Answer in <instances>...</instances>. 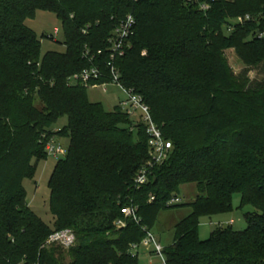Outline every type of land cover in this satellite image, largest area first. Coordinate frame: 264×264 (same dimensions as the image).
Wrapping results in <instances>:
<instances>
[{
    "label": "trees",
    "instance_id": "obj_1",
    "mask_svg": "<svg viewBox=\"0 0 264 264\" xmlns=\"http://www.w3.org/2000/svg\"><path fill=\"white\" fill-rule=\"evenodd\" d=\"M199 2L209 10L187 0H0V264H140L130 246L178 206L166 204L187 184L199 195L163 248L166 264H264V0ZM38 11L60 22L63 53L41 55L25 25ZM128 16L135 27L114 62L119 83L143 99L172 146L151 169L144 130L69 82L91 66L108 76V40ZM43 135L67 141L47 182L50 225L23 187L48 158ZM144 168L151 175L137 187ZM236 194L246 229L220 227L200 241V220L230 213ZM125 208L138 220L125 219ZM64 230L73 246L47 244Z\"/></svg>",
    "mask_w": 264,
    "mask_h": 264
},
{
    "label": "rangeland",
    "instance_id": "obj_2",
    "mask_svg": "<svg viewBox=\"0 0 264 264\" xmlns=\"http://www.w3.org/2000/svg\"><path fill=\"white\" fill-rule=\"evenodd\" d=\"M25 25L39 38L41 42V55L47 52L63 53L65 51L60 22L54 15L38 11L35 14V18L26 21ZM43 37H52L54 42L44 39ZM226 57L229 66L235 74L243 70L242 65L237 61L232 51H227ZM249 77L250 79H261L263 75L258 71H252L249 73ZM86 94L91 103L102 104L106 112L113 111L119 101L126 98L124 92L113 85L106 86L105 90L100 87L90 86L86 89ZM65 125L66 119L63 118L57 122L53 129L56 131L57 129L63 128ZM56 142L61 144L64 148L67 147V141L65 139L56 138ZM61 158L62 157H60V159ZM58 160L59 157L57 159L49 157L45 162L39 163L34 180H25L23 182V187L27 193V203L30 209L43 222L49 225L52 223V216L48 210L49 190L47 188V182ZM198 195V191L194 184L183 185L180 187L179 194L177 195L181 201L180 204L176 208L159 212L155 225L150 233L162 248L171 245L174 236V226L189 214V205L195 201ZM239 203L240 196L236 194L232 199V211L230 213L201 219L198 232L199 240H207L210 234L220 227H230L235 232L244 231L247 225L242 216L243 211L238 210ZM251 210L252 208L247 207L244 209V212ZM145 253L144 251L140 253V264H146L147 262ZM154 262L157 263L158 261L154 260Z\"/></svg>",
    "mask_w": 264,
    "mask_h": 264
},
{
    "label": "built area",
    "instance_id": "obj_3",
    "mask_svg": "<svg viewBox=\"0 0 264 264\" xmlns=\"http://www.w3.org/2000/svg\"><path fill=\"white\" fill-rule=\"evenodd\" d=\"M187 2L197 4L198 9L202 12L209 10V5L205 2H199V0H187ZM245 19L248 20V17ZM134 27L135 21L133 17L128 16L113 30L108 40L109 61L105 64V68L108 71L107 77L103 75L99 68L91 66L71 76L69 82L73 86H81L86 89L90 86H95L105 90L106 86L113 85L124 92L126 98L118 104V108L121 113L125 114L133 122L134 126L139 125L144 130L147 138L148 166L151 169L169 160L172 153L171 143L163 137L161 130L153 122L150 109L143 102V99L139 95L134 94L132 90L124 89L119 83L120 75L114 63L117 58L123 56V50L128 47V42L133 37ZM106 79L107 81H105ZM100 80H104V82H99ZM40 143L43 144L44 152L48 158L57 159L58 157L64 156L66 153V148L57 143L55 138L47 139L46 135H43ZM150 175L151 173H149V170L146 168L139 170L135 177V185L137 187L145 185ZM150 201H153L152 197ZM180 202L178 197H173L168 201L166 206L171 207L179 205ZM122 214L125 219L138 220L135 217V209L125 208ZM116 226L122 228L125 224L123 221H118ZM74 242L75 236L69 230L56 232L47 240L48 245H58L64 249L73 246ZM143 251L146 252V264H166L163 256V248L150 233H148L139 244L130 246L129 250L130 255L132 257H137L139 260L141 258L140 253ZM154 260L158 262L156 263Z\"/></svg>",
    "mask_w": 264,
    "mask_h": 264
},
{
    "label": "crops",
    "instance_id": "obj_4",
    "mask_svg": "<svg viewBox=\"0 0 264 264\" xmlns=\"http://www.w3.org/2000/svg\"><path fill=\"white\" fill-rule=\"evenodd\" d=\"M88 100H89V99H88ZM120 102H121V101H119V103H120ZM119 103H118V104H119ZM118 104H117V106H118ZM101 105H102V104H101ZM117 106H116V107H117ZM114 108H115V107H114ZM47 159H48V158H47ZM44 162H45V161H44ZM28 206H29V205H28ZM221 216H222V215H221ZM202 219H203V218H202ZM199 227H200V226H199Z\"/></svg>",
    "mask_w": 264,
    "mask_h": 264
}]
</instances>
